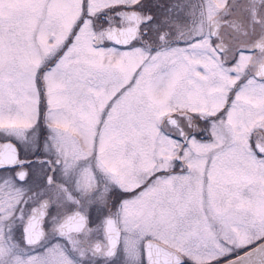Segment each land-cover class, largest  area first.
<instances>
[{"label": "snow or ice", "instance_id": "obj_1", "mask_svg": "<svg viewBox=\"0 0 264 264\" xmlns=\"http://www.w3.org/2000/svg\"><path fill=\"white\" fill-rule=\"evenodd\" d=\"M0 264H264V0H0Z\"/></svg>", "mask_w": 264, "mask_h": 264}]
</instances>
